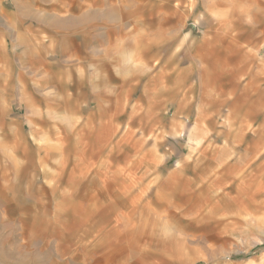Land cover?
I'll list each match as a JSON object with an SVG mask.
<instances>
[{
  "label": "rangeland",
  "instance_id": "1",
  "mask_svg": "<svg viewBox=\"0 0 264 264\" xmlns=\"http://www.w3.org/2000/svg\"><path fill=\"white\" fill-rule=\"evenodd\" d=\"M33 44L57 78L0 107V264H264V0H0V75Z\"/></svg>",
  "mask_w": 264,
  "mask_h": 264
},
{
  "label": "crops",
  "instance_id": "2",
  "mask_svg": "<svg viewBox=\"0 0 264 264\" xmlns=\"http://www.w3.org/2000/svg\"><path fill=\"white\" fill-rule=\"evenodd\" d=\"M84 17L87 18L90 17V15H85V16L82 15L81 18L83 21H84ZM91 17L94 18V15H91ZM79 18L80 17H78V19ZM93 24L94 23L91 24L86 23L84 25L85 28H88L89 30H86V32L85 30H83L84 32L82 34V39H80V41L78 42H80L81 44V49L83 53V60L81 63V68L83 69L82 75L88 76L90 74L89 76L96 77L95 81H92V85H93V89L98 95V91L100 90L99 89L100 66H104V63H101L99 54L96 51L98 49V45L100 41L99 38L94 37L95 31L93 30L94 27ZM26 55H28L26 58V63H24L26 69L25 68L17 69L16 73L14 74L15 82L14 80H8V76L5 74L0 75V93L2 95V100L0 99V107L4 109L10 106L8 105L9 97H11L10 93H14V92L19 93L18 95L21 97L26 95V97L20 99L21 105L29 108L42 107L41 104L39 103V100L36 99V93L47 92L48 86H50V84L52 83L53 78L54 77L57 78V73H55L54 75L49 71V69H47L46 54L43 55V62L39 61L37 63L36 59H40V58L36 57L34 44L32 50L30 47L27 48ZM6 63L7 65H9L8 62ZM110 66L111 65L108 64L107 69ZM78 67H80V65ZM88 82L89 81L86 80V81H81L79 83V86H83L82 90L86 89L85 87L87 86ZM94 90L92 92H94ZM6 122H7L6 119H4L3 123ZM8 123L16 124L17 122L9 121Z\"/></svg>",
  "mask_w": 264,
  "mask_h": 264
}]
</instances>
